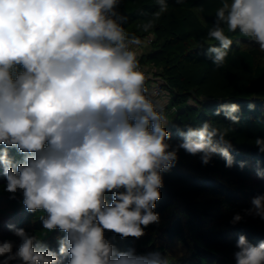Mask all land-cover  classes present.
Listing matches in <instances>:
<instances>
[{"label":"clouds","instance_id":"9594fccd","mask_svg":"<svg viewBox=\"0 0 264 264\" xmlns=\"http://www.w3.org/2000/svg\"><path fill=\"white\" fill-rule=\"evenodd\" d=\"M121 3L0 0L3 190L10 199L19 195L28 213H43L45 236L63 233L53 250L46 239L9 224L19 244L0 240V264H166L159 251L119 250L106 232L113 239H139L159 223L154 209L162 174L176 165L181 150L204 166L215 156L226 168L234 165L228 138L233 127L211 119L196 127L169 120L167 102L148 87L137 53L143 41L126 31ZM155 3L158 10L142 25L144 32L168 10V0ZM237 32L264 53V0H221L207 31L217 43L200 47L216 69L232 51L227 33ZM220 101L211 115L239 124L240 105ZM170 127L180 138L176 143ZM253 143L264 153V138ZM257 176L264 177L259 162ZM249 216L264 221V194L252 197L229 223ZM235 248L236 264H264V240L253 244L240 234Z\"/></svg>","mask_w":264,"mask_h":264},{"label":"trees","instance_id":"16d2710c","mask_svg":"<svg viewBox=\"0 0 264 264\" xmlns=\"http://www.w3.org/2000/svg\"><path fill=\"white\" fill-rule=\"evenodd\" d=\"M168 5L167 12L147 32L142 31V25L158 10L155 0H122L119 11L128 18L126 31L138 37L154 35L150 51L139 61L166 81L174 114L169 120L196 127L211 119L218 126L233 127L228 138L234 146L235 162L226 168L225 161L215 156L204 166L198 156L181 150L176 165L162 174L164 187L154 209L159 223L149 225L139 239L105 235L121 251H159L166 264H236L233 253L240 234L253 244L264 240V221L258 217H245L235 226L229 223L235 213L250 207L252 197L264 194V177L257 176V162L264 172V153L253 143L257 137L264 138V53L238 32L227 33L234 41L232 51L225 65L216 69L200 47L217 43L207 38V31L221 0H184L182 5L168 0ZM218 99L240 105L239 124L231 125L223 114L211 115L221 102ZM249 103L255 110L248 109ZM169 130L173 131L172 142H178L180 138L171 127ZM10 154L20 159L14 150ZM241 161L245 162L243 168ZM4 183L0 171V240L19 244L8 229L12 224L46 239L55 250L56 237L63 233L45 236L39 222L43 213H28L19 195L9 198Z\"/></svg>","mask_w":264,"mask_h":264},{"label":"built area","instance_id":"2783aa9c","mask_svg":"<svg viewBox=\"0 0 264 264\" xmlns=\"http://www.w3.org/2000/svg\"><path fill=\"white\" fill-rule=\"evenodd\" d=\"M143 41L142 47L137 49L138 53V59H141V56L144 54V46H150L154 40V35H147L144 37H140ZM141 68L145 71L146 75L148 76V87L150 90L153 88H157L160 92L159 99L166 101V111L167 115L169 117V104L171 103V96L170 93L166 87V81L155 74V70H151L148 66H145L144 64H140Z\"/></svg>","mask_w":264,"mask_h":264},{"label":"rangeland","instance_id":"374dc122","mask_svg":"<svg viewBox=\"0 0 264 264\" xmlns=\"http://www.w3.org/2000/svg\"><path fill=\"white\" fill-rule=\"evenodd\" d=\"M144 52L145 53H147L148 51H150V49H151V46H144ZM171 104V103H170ZM169 104V118H170V120L174 117V114L173 113H171L172 111H171V105Z\"/></svg>","mask_w":264,"mask_h":264}]
</instances>
